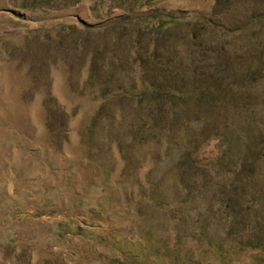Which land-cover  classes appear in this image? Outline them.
<instances>
[{
    "label": "rangeland",
    "instance_id": "374dc122",
    "mask_svg": "<svg viewBox=\"0 0 264 264\" xmlns=\"http://www.w3.org/2000/svg\"><path fill=\"white\" fill-rule=\"evenodd\" d=\"M0 264H264V0H0Z\"/></svg>",
    "mask_w": 264,
    "mask_h": 264
},
{
    "label": "trees",
    "instance_id": "16d2710c",
    "mask_svg": "<svg viewBox=\"0 0 264 264\" xmlns=\"http://www.w3.org/2000/svg\"><path fill=\"white\" fill-rule=\"evenodd\" d=\"M146 1H149V0H146ZM168 22L170 21L168 20V17H165V16L163 18H160V20L159 19L157 20V24L160 25L161 28L166 26Z\"/></svg>",
    "mask_w": 264,
    "mask_h": 264
}]
</instances>
